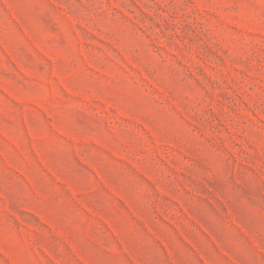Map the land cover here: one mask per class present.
Segmentation results:
<instances>
[{"label":"rangeland","instance_id":"374dc122","mask_svg":"<svg viewBox=\"0 0 264 264\" xmlns=\"http://www.w3.org/2000/svg\"><path fill=\"white\" fill-rule=\"evenodd\" d=\"M0 264H264V0H0Z\"/></svg>","mask_w":264,"mask_h":264}]
</instances>
